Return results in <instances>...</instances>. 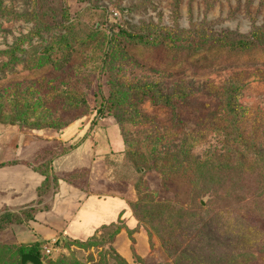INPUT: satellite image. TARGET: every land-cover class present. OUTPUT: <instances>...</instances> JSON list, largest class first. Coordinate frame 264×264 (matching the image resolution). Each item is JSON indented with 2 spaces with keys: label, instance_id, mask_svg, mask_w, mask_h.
Returning a JSON list of instances; mask_svg holds the SVG:
<instances>
[{
  "label": "rangeland",
  "instance_id": "374dc122",
  "mask_svg": "<svg viewBox=\"0 0 264 264\" xmlns=\"http://www.w3.org/2000/svg\"><path fill=\"white\" fill-rule=\"evenodd\" d=\"M10 168L0 264L30 243L41 264H226L245 222L264 264V0H0L3 183ZM242 179L251 203L219 222Z\"/></svg>",
  "mask_w": 264,
  "mask_h": 264
},
{
  "label": "trees",
  "instance_id": "16d2710c",
  "mask_svg": "<svg viewBox=\"0 0 264 264\" xmlns=\"http://www.w3.org/2000/svg\"><path fill=\"white\" fill-rule=\"evenodd\" d=\"M239 42L240 43L238 45V37H236L233 40V45L236 48H237V45H238L239 48H245V47H251L252 46L251 39L249 37H247V36H244V35L240 36ZM166 99H169V98H166ZM258 162H260V160ZM42 167H43V169L38 168V170H37L38 172H40L41 174H44L46 176L44 182L41 184V186L38 187V194L40 196H44L46 193H48L47 190L49 189L50 184L52 185V183H50V180H49L50 179L49 176H50V170H51L50 167L51 166L48 165V164L47 165L43 164ZM54 179H55V177H54ZM58 180L54 181L55 185L53 184L56 187H58V185H59V181ZM241 181H242V183H240L238 185L240 187L233 188V189H236V191H235V198H237L236 199V204L233 203V196L223 195L227 207L222 208L223 210L220 211L221 214H220V217H219V219H220L219 222H222V218H225L224 219L225 221H229V217L231 215H233V214L238 215V213H239L238 210H241L243 207L246 208L247 205L251 203V201H246V204H243L241 202V201L245 200V197H244L245 196L244 195V186H246V183H249V181H245L244 179H242ZM240 190H242L243 195L239 192ZM260 195H262V194L260 193L257 197H260ZM235 198H234V200H235ZM215 201L219 202L218 197H216ZM196 206H192L190 208V210L193 213L198 214L199 217L203 216V212L205 210L204 209L205 207L202 206L201 202L197 206L198 210H197ZM133 208H134V210L136 212H138V210L140 209V202L137 201L136 203H133ZM36 210H38V209H36ZM13 216L14 215H12L11 213H5V215H4L5 219L7 221H9V222L14 220ZM33 217L34 216L31 215V217L28 218L27 221L33 220ZM153 218H155V215H153ZM109 226L110 225H105L104 224V225L101 226V229L103 230V229H105L106 227H109ZM242 226L243 227L240 229V231L238 233H236V234L230 233L227 236V239H225L226 241H229V240L237 241L235 243L237 246L233 247V253L229 254V257L230 256H232V257H230V258H228L226 260V262H225L226 264H228V263H231V264H248L249 261L252 258H255V257H253V254L256 255V252L260 251V247H256V249H254V247H253V243L258 239V237H257V233L258 232H255L258 229V224L253 225V224L245 222L244 225H242ZM221 228H222V226H221ZM244 229H246V230H244ZM102 236H103V231H100V229H99L98 231L95 232V234L92 235L93 240L92 239L91 240L94 243L99 242L101 240L100 238ZM43 241H45V240H43ZM229 246L231 247L232 245L229 244ZM24 247H26L27 249H26V252H22L23 254L24 253H31V254L36 255V256L41 258L40 243H30V244H27ZM252 249H254V251H251ZM243 250H245V251H243ZM247 252H250V253L248 254ZM120 259L122 261H124L125 264H128V262L123 257H121ZM220 259H221V257H220ZM224 261H225V258H223V262ZM20 264H21V262H20Z\"/></svg>",
  "mask_w": 264,
  "mask_h": 264
},
{
  "label": "crops",
  "instance_id": "0c3cea01",
  "mask_svg": "<svg viewBox=\"0 0 264 264\" xmlns=\"http://www.w3.org/2000/svg\"><path fill=\"white\" fill-rule=\"evenodd\" d=\"M16 168V167H15ZM15 168L13 169V171H12V168H10L11 170H8V174H9V177L7 178V182H6V180L4 181V183H3V179L2 178H0V186L1 185H10L9 184V181H10V178H15L16 179V181L17 182H20V179H22V180H24L25 182H28V179L26 178V176H27V171H29L27 168H23V167H21L20 165L17 167V168H21V171H22V173H24L22 176H21V178L20 177H17L15 174H14V170H15ZM23 168V169H22ZM41 174V173H40ZM42 175V174H41ZM44 176V175H43ZM20 178V179H19ZM45 176H44V178L42 179V181L40 182V185L39 186H41V184L44 182V180H45ZM3 186H1V187H3ZM59 186V185H58ZM60 191V190H59ZM59 193V192H58ZM56 204L58 203V198H57V201L55 202ZM43 210H38L37 211V213L35 214V216H34V219L33 220H31L32 222H34L35 224L37 223V224H39V230H47V232H49L50 234L49 235H47V233H45V234H43V238L44 239H46V240H50V239H52V240H55V239H57V237L58 236H60L59 235V233L64 229V227L62 226V224L61 223H58V224H50V223H47V222H45V221H42L41 219H39L38 218V216H40L41 214H43L44 212H42ZM42 216V215H41ZM36 218H37V221H35L36 220ZM59 231V232H58ZM43 240V239H42Z\"/></svg>",
  "mask_w": 264,
  "mask_h": 264
},
{
  "label": "water",
  "instance_id": "95a60500",
  "mask_svg": "<svg viewBox=\"0 0 264 264\" xmlns=\"http://www.w3.org/2000/svg\"><path fill=\"white\" fill-rule=\"evenodd\" d=\"M27 262H30L32 264H41L42 260L40 257L33 255L31 253H24L21 256V264H26Z\"/></svg>",
  "mask_w": 264,
  "mask_h": 264
},
{
  "label": "built area",
  "instance_id": "2783aa9c",
  "mask_svg": "<svg viewBox=\"0 0 264 264\" xmlns=\"http://www.w3.org/2000/svg\"><path fill=\"white\" fill-rule=\"evenodd\" d=\"M48 252H51V249H48Z\"/></svg>",
  "mask_w": 264,
  "mask_h": 264
}]
</instances>
